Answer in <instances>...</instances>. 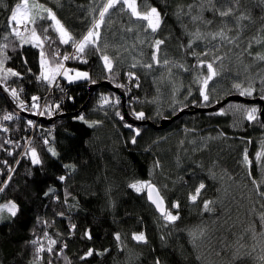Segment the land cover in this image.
Listing matches in <instances>:
<instances>
[{
    "label": "trees",
    "instance_id": "obj_1",
    "mask_svg": "<svg viewBox=\"0 0 264 264\" xmlns=\"http://www.w3.org/2000/svg\"><path fill=\"white\" fill-rule=\"evenodd\" d=\"M19 2L0 0V44L8 42L4 40L5 33L10 31L7 18ZM33 2L36 0H30ZM38 2L58 11L68 8L81 16L80 19L71 16L69 23L80 38L92 27L106 0ZM212 2L221 8L235 7L234 0ZM5 3L7 9L3 7ZM201 3L202 0H137L141 10L156 6L163 14L161 28L154 34L165 41L157 54L159 63L152 59L154 38L150 29H143L146 22L131 17L127 9L120 11L122 5L118 4L106 13L98 40L100 49L113 59L112 71L104 68L101 54L94 47L83 54V60L72 59L65 66L88 72L95 83L108 81L116 87L124 85L121 88L126 94L128 113L134 116L133 109L143 111L145 119L155 125L162 119H170L183 108L191 111V107H210L229 95H240V90L233 87L236 82L242 87L251 84L254 89L251 95L242 96L264 101V61L255 59V53H264V40L257 44L252 39L264 37V4L261 0H239L234 15L220 17L204 0L203 16L205 20H211V24L192 21L191 15H176L178 5L182 6V13H188V4ZM197 11L194 7L192 14ZM241 12L251 18L240 21L244 27L237 43L214 40L211 36L194 42L197 52H203L205 47L210 49L201 59L212 60L214 55L223 57L214 65L220 75L209 81L211 102H205L195 77L206 74L207 67L197 65V57L188 54L193 50L186 47L190 33L197 27L205 33L216 31L224 26L221 21L226 20L232 26L230 35H235L238 30L235 17ZM43 15L47 17V13ZM51 23L47 18L38 21L42 26ZM33 26L27 23L29 29ZM38 31L42 32L43 28L38 27ZM48 32L51 36L45 41L46 53L58 49L60 57L57 59H60L70 43L61 44L51 27ZM8 40L13 41L16 48L4 49L11 57L6 66L23 73L22 77H9L8 86L17 88L25 104L35 95L40 101L56 98L59 105H51L43 113L45 118L56 119L51 126L39 122L42 129L33 136L30 144L38 149L44 163L32 165L29 156L20 158L22 148L16 144L30 127L29 120L14 117L9 125H2L1 118L9 110L0 96V187L5 188L0 192V204L12 199L20 208L16 217H10L5 211L0 219V264H49V260L51 264H155L157 257L162 264H264L260 260L264 255V230L260 226L264 196L258 194L257 185L252 182L255 179L264 191V183H260L264 176L255 155L264 143V125L259 119L249 121L244 110L252 106L259 109L257 104L229 102L222 107L223 113L219 110L185 114L161 130L137 127L140 134L133 144L131 137L136 133L122 122L120 100L117 104L119 98L115 94L105 86L90 94L91 80L67 83L62 75L51 85L42 79L38 81L39 54L30 50V44L21 48L14 36H9ZM250 40L253 55L244 51ZM36 51L40 53L39 48ZM165 60L169 63L164 64ZM133 64L135 68L131 67ZM147 64L151 67L144 66ZM128 71H134L136 77L130 79L126 75ZM57 80L61 81L62 89L50 93V87ZM102 96L109 98L107 105L101 106ZM117 111L121 116L116 115ZM80 115L88 121L101 123L90 126L77 119ZM45 138L49 146L56 148L59 157L48 153V146L43 143ZM245 148L252 161L251 168L242 163ZM6 149L12 154L9 155ZM5 160L7 165L1 162ZM156 161H159V167ZM65 163H75L77 170L61 182L57 177L65 174ZM209 170L215 172V179L210 177ZM136 179L156 184L165 197V206L174 213L178 211L179 219L172 223L164 221L148 203L145 191L138 194L128 187ZM6 180L7 186L3 183ZM201 180L206 187L197 202H190L188 193L194 191ZM49 187L55 188L59 201L54 200L52 194L43 195ZM65 188L71 193L67 205L64 204ZM205 199L213 202L210 212L203 210ZM173 201H179V209L171 207ZM57 211H64L65 216H57ZM45 220L47 227L43 223ZM70 224H75L76 228H70ZM45 231L57 240L53 254L47 252V238H43ZM85 231L90 232L91 239L85 236ZM140 231L146 234L147 243L132 239V233ZM115 233H120V241ZM190 233L196 236L195 244ZM37 237L42 238L40 242L45 245L43 258L39 261L34 256L36 246L29 243ZM89 248L93 249L92 255L81 259Z\"/></svg>",
    "mask_w": 264,
    "mask_h": 264
},
{
    "label": "snow or ice",
    "instance_id": "obj_2",
    "mask_svg": "<svg viewBox=\"0 0 264 264\" xmlns=\"http://www.w3.org/2000/svg\"><path fill=\"white\" fill-rule=\"evenodd\" d=\"M208 7L214 11V13L218 14L220 17H228L230 15H234L236 8L239 7V0H234L235 7L233 6H227V7H218L215 3L212 2V0H207ZM122 5L120 8V11H124L125 9L130 11L131 17L136 18L137 21H143L146 22L142 25L143 29L146 31L147 29L151 30V33L153 34L154 43L151 45V47L154 49L152 52V59L156 61V63H159L160 61L157 58V54L160 50V45L164 44L165 41L163 39L155 37V33L161 28V25L163 23V14L162 12L156 7V6H149L146 10H141L137 4V0H106V2L103 4L102 7L99 9V16L97 18H94V22L92 27L88 28V30L80 37L79 39L75 38L72 33L61 23V21L57 18L55 12L48 8L45 4L39 3L38 0L36 2L30 3V0H20L19 3H17L14 7H12L10 11V15L7 18V28L10 29L9 32H6L4 35V40L8 41L7 43L0 44V84H4L3 91L5 93L10 94L13 101L18 102L17 107L23 108L25 106V101L22 100L18 94V90L15 87H9L6 81L9 79V77H22L23 73L17 71L16 69L6 66V61L11 59V57L7 56L4 52V49L8 47H12L13 50L16 48V44L8 40L9 36H14L19 41V45L21 48H23L24 45L30 44L35 48L40 49V72L37 75L36 79L46 81L49 85H51L55 80L56 77L59 75H63L69 82L78 81V80H91L90 75L86 71H80L78 69H69L67 68L63 61L68 60L70 58L76 59L79 58L81 60L84 59V55L86 54V51L90 47H94L96 52H99L100 58L103 61L104 68L108 70L109 72L113 69V59L105 52H103L100 49L98 40L100 36V26L105 21L106 13L109 12L110 9L115 8L116 5ZM261 4H264V0H261ZM3 7L5 9L8 8V5L5 3L3 4ZM196 8L197 14H192L193 8ZM188 13H182L181 9L182 6L178 5V12L176 15L179 17L181 14L191 15L192 21L201 20L205 24H211V20H205L203 16V12L205 10L204 8V0H202V3L197 4H188ZM47 13V17H45L43 14ZM45 18L52 21L51 25L48 26H42L38 24V21H42ZM250 16H246L243 12L239 14V16H236V25L235 27L238 29L235 35H230L232 32V26L228 24L226 20L221 21V23L224 25L223 27L219 28L216 31L212 32H202L199 27H197L196 31L193 33H190V39L188 40L187 48L193 49L190 53L192 56L197 57V65L207 67V73L196 76V82L199 84V93L202 97L203 101L205 102H211L210 97V85L209 81H213V78L220 75L219 70L214 66L216 61H220L223 59L221 55H214L212 60H206L201 59L200 57H206L210 51L209 48L205 47L203 52H197L195 48L193 47L194 42L197 40H204L207 36H211L212 39H219L221 41H226L229 44L237 43L241 36V32L243 30V25L240 24L241 20L244 19H250ZM27 23H31L34 26L29 29L27 27ZM25 25L23 31L20 28V25ZM38 27H42L43 31L39 32ZM49 27L53 28L55 32L58 34L59 42L61 44H69L71 43L74 51V54L71 56L67 53H65L60 59H57V57H60L59 50L53 51L51 54L46 53L45 50V41L49 40L50 37L47 35ZM131 31V28L128 29ZM253 40L257 44H260L262 40H264V37H253ZM143 42V41H142ZM237 46H239L237 44ZM182 47H184L182 45ZM252 47V40L249 41L248 47L244 49L245 52H248L249 55H253V53L250 51ZM211 51L216 52L217 49H211ZM243 55V53H241ZM255 59L259 61H264V53L257 52L255 53ZM27 63V61H25ZM164 64H168L169 61L165 60L163 62ZM145 67L150 68L151 64L144 65ZM181 68L184 67L183 64L179 65ZM132 68H135L136 65L133 64L131 66ZM187 70V69H186ZM29 72L32 71L31 68L28 69ZM74 73V75L70 74ZM126 75L131 79L133 77H136V73L134 71H128ZM138 80V78H137ZM264 82V80H262ZM91 83H95L94 80H91ZM120 87H124V85H118ZM137 87L139 84L137 83ZM233 87L240 90V95H251L253 92V87L251 84L247 87H242L241 83L236 82L233 84ZM189 95H191V91H189ZM264 98V97H262ZM33 103L32 108H39V99L38 96H32L31 97ZM109 103V98L106 96H102L100 99L101 106L107 105ZM116 103H119V99H117ZM193 103H197V101H193ZM58 107V105H57ZM246 112L247 119L249 121H256L258 120V112L259 109L256 106L247 107L244 109ZM224 109H220V113H223ZM43 114V113H40ZM50 114V113H49ZM117 116H121V113L119 111L116 112ZM133 115L136 119H144L146 118V114L143 111H135L133 109ZM14 116V113L12 112H6L3 116L4 120H11ZM77 119L83 120L85 123H88L90 126L93 124H99L101 121H88L85 119L83 115H80L77 117ZM121 119L123 117L121 116ZM28 124H33V121L29 120ZM126 127L133 129V131L136 133V135H133L131 137V141L133 144H135L136 137L140 134V129L133 128V125L126 124ZM4 131H7V128H3ZM5 143H11V141H6ZM43 143L47 147L48 153L51 154L52 157H59V153L56 150L55 147L49 146V141L47 138L43 140ZM2 147V146H0ZM8 154L11 155V151L7 150ZM21 155L29 156L31 160L32 165H43L44 161L38 151V149L34 146H32L30 143L26 147V151L22 153ZM256 164L261 172V175L264 176V143H262L261 148L259 151L256 152ZM5 165L8 164V161H3ZM17 163L19 161L17 160ZM242 163L249 168H251L252 161L249 158L248 149L245 148L243 152V161ZM156 166L159 167V161H156ZM63 168L66 170L65 174L59 175L57 179L61 182H65L67 179L71 177L73 173L77 170V165L75 163H65L63 164ZM12 169L9 166V172H11ZM210 177L215 179V172L209 170ZM249 176L252 175V172L249 171ZM29 175H31V172H29ZM11 177L9 176V180ZM253 184L257 185V192L259 195L264 196V191L260 189V185L257 183L255 179H253ZM5 186H7L8 181L3 182ZM260 183H264V180H261ZM128 187L132 190H134L136 193H142L145 190L147 191V199L148 201L155 206V209L159 212L160 216L163 218L164 221L168 223L175 222L179 219V212H172L165 206V197L161 193V191L158 189L157 185L152 183L150 180H142V179H136L129 183ZM206 184L203 180L199 182V184L195 187L194 191H191L188 193V200L190 202H197L198 197L202 194V190L205 189ZM5 190L4 187H0V192H3ZM55 188L49 187L47 191L43 193L45 197H48L50 194H52V198L56 201L60 200V197L58 195H55ZM71 195L70 192H68L67 188H65V199L64 204H68L67 197ZM212 201L205 199L203 201V210L204 211H212ZM172 208L179 209L180 203L179 201H173ZM20 208L18 203L15 200L9 199L5 203L0 204V219H3V214L5 211L9 214L10 217L14 218L17 216ZM57 216L64 217L65 212L64 211H57ZM38 223L40 222V218H37ZM45 227L48 226V221L45 220L44 222ZM260 226L261 229L264 230V213L260 214ZM70 228L75 229V224H70ZM253 231L255 232V226H252ZM71 234V233H69ZM117 241H120V233L114 234ZM192 236V242L195 244L196 236L192 233H190ZM200 235H204V230L201 229ZM85 236H87L89 239H91V234L88 231H85ZM47 238V252L49 254L54 253V247L57 244V240L53 239L49 236L48 232H44V237ZM42 238L37 237L36 239H33L29 241L32 245L36 246L34 248V256L35 260L39 261L41 260L42 253L45 251V245L41 243ZM132 239L138 243H147L148 238L146 234L143 231L140 232H133L132 233ZM161 239L163 240L164 237L161 236ZM66 247V245H65ZM104 251H107L105 249ZM60 252H63V249H60ZM93 253V249L89 248L87 252L84 253V256L81 257L83 259L84 257L90 256ZM65 259H67L65 257ZM261 261H264V255H261L260 257ZM49 264H51V260H49ZM155 264H162V261L159 257L155 259Z\"/></svg>",
    "mask_w": 264,
    "mask_h": 264
},
{
    "label": "water",
    "instance_id": "obj_3",
    "mask_svg": "<svg viewBox=\"0 0 264 264\" xmlns=\"http://www.w3.org/2000/svg\"><path fill=\"white\" fill-rule=\"evenodd\" d=\"M105 86L107 90L115 94L119 100H120V105L122 109V117L123 119L122 122L126 124H131L133 125V128H143L145 126L152 127L155 130H161L169 126L172 122L178 120L180 117H182L185 114H194V113H210V112H215L219 111L223 106L228 104L229 102H238V103H246V104H257L259 106V112H258V119L260 122L264 125V101L260 98H249L245 97L242 95H229L219 101L218 103H215L214 105L210 107H199V108H193L191 107V111H189V108H183L181 109L176 115L171 117L170 119H162L158 125H155L151 123L150 121L144 119H136L134 116L130 115L126 109V94L123 88L121 87H116L109 83L108 81L102 82V83H93L88 85V91L90 94H92L97 88ZM4 86L0 84V96L6 101V104L8 106V110L12 113H14V116L16 118H22L26 120H31V121H39L43 125L51 126L55 122L56 117H51V118H45V117H36L34 115L26 114L22 111L21 107H17V103L13 102L11 99L10 94L5 93L3 91ZM145 195L147 199V191L145 190ZM148 201V199H147ZM148 203L154 208L157 214L159 212L155 209V206L152 205L149 201ZM160 215V214H159Z\"/></svg>",
    "mask_w": 264,
    "mask_h": 264
},
{
    "label": "built area",
    "instance_id": "obj_4",
    "mask_svg": "<svg viewBox=\"0 0 264 264\" xmlns=\"http://www.w3.org/2000/svg\"><path fill=\"white\" fill-rule=\"evenodd\" d=\"M21 30L23 31L24 27L22 25H20ZM77 39H79L78 37H75ZM74 49L71 45V43L69 44L68 47V51L66 52L67 54H69L70 56L72 54H74ZM64 55V54H63ZM61 55V57L63 56ZM72 60V58L63 61L64 65H66L68 62H70ZM62 89V84L60 80H57L51 87H50V93L53 91H59ZM48 98V97H47ZM46 98V99H47ZM42 100V101H38L39 103V108H32V103L33 101H31L28 104H25V106L22 108V111L26 114H30V115H34L36 117H42L43 114L40 113H44L46 110H49V106L53 105V106H57L59 105V101L56 98H53L51 101L49 100ZM15 116H13V118L11 120H4L3 117L1 118V123L2 125H9ZM42 129V126L40 125L39 121L35 120L33 121V124H30V127L25 131V133L21 136L20 140H17L16 144L18 147L22 148V151L20 153V158L21 157H25V155H21L22 153H24L26 151V147L27 145L31 142L33 136L35 134H38V131ZM3 162V161H1ZM10 173V172H9Z\"/></svg>",
    "mask_w": 264,
    "mask_h": 264
},
{
    "label": "rangeland",
    "instance_id": "obj_5",
    "mask_svg": "<svg viewBox=\"0 0 264 264\" xmlns=\"http://www.w3.org/2000/svg\"><path fill=\"white\" fill-rule=\"evenodd\" d=\"M48 8H51L54 12H55V14H56V16H57V18L61 21V23L72 33V35L74 36V37H77L78 36V31L77 30H75L73 27H71L70 26V18H71V16L73 17H76V18H78V19H80V17L81 16H79V15H77L76 14V12H74L73 10H71V9H68V8H64V9H62V10H56L55 8H53V7H51V6H48ZM130 12V11H129ZM47 35L50 37L51 36V33L50 32H48L47 33ZM36 49L37 48H35V47H31V51H33V52H35L36 53V55L38 56V52L36 51ZM39 60H40V56H39ZM39 68H40V63H39ZM69 69H72V68H69ZM70 74H72V75H74V73H70ZM58 77V76H57ZM56 77V78H57ZM62 78L67 82V83H76V82H81V81H85V80H78V81H73V82H69L63 75H62ZM42 117H44L43 115H42Z\"/></svg>",
    "mask_w": 264,
    "mask_h": 264
}]
</instances>
